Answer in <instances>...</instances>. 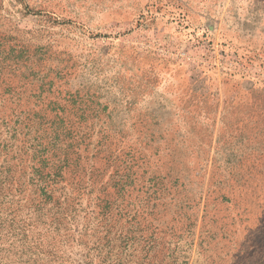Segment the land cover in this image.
<instances>
[{
	"label": "rangeland",
	"instance_id": "1",
	"mask_svg": "<svg viewBox=\"0 0 264 264\" xmlns=\"http://www.w3.org/2000/svg\"><path fill=\"white\" fill-rule=\"evenodd\" d=\"M0 264H264V0H0Z\"/></svg>",
	"mask_w": 264,
	"mask_h": 264
}]
</instances>
